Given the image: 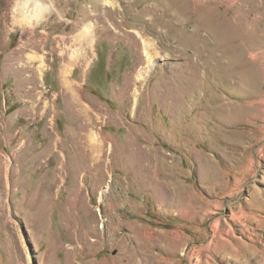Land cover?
I'll list each match as a JSON object with an SVG mask.
<instances>
[{
  "label": "rangeland",
  "instance_id": "rangeland-1",
  "mask_svg": "<svg viewBox=\"0 0 264 264\" xmlns=\"http://www.w3.org/2000/svg\"><path fill=\"white\" fill-rule=\"evenodd\" d=\"M0 264H264V0H0Z\"/></svg>",
  "mask_w": 264,
  "mask_h": 264
}]
</instances>
